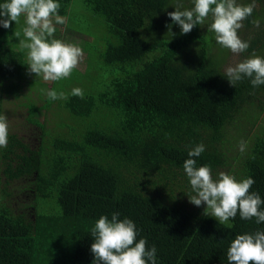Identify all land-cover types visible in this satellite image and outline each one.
Masks as SVG:
<instances>
[{
	"label": "trees",
	"instance_id": "16d2710c",
	"mask_svg": "<svg viewBox=\"0 0 264 264\" xmlns=\"http://www.w3.org/2000/svg\"><path fill=\"white\" fill-rule=\"evenodd\" d=\"M56 2L66 22L52 17L53 37L65 29L83 37L80 67L67 78L47 85L29 71L20 45L24 15L0 25V115L8 101L23 99V118L40 133L36 148L11 132L0 147L6 180H27L31 196L15 212L0 189V264H94L92 229L113 213L135 223L136 242L156 247V264H229L235 237L264 231V222L238 212L219 223L206 204L190 203L195 193L183 164L202 143L197 167L209 165L214 179L220 172L251 177L250 192L264 200V85L247 77L230 84L231 51L208 31L211 14L182 34L168 13L177 3L191 10L194 0H83L81 17L73 0ZM256 3L243 21L242 39L252 37L244 58L264 57V0ZM44 90L67 99L50 100Z\"/></svg>",
	"mask_w": 264,
	"mask_h": 264
},
{
	"label": "clouds",
	"instance_id": "9594fccd",
	"mask_svg": "<svg viewBox=\"0 0 264 264\" xmlns=\"http://www.w3.org/2000/svg\"><path fill=\"white\" fill-rule=\"evenodd\" d=\"M214 6V7H213ZM258 7L256 0L247 5L238 4L237 0H194L191 10L182 9L177 3L175 11L169 12L172 21L181 27L182 34L189 33L196 25L203 24L212 16L208 31L215 33V39L233 54L232 62L224 69V75L232 86L249 78L253 87L264 85V57L253 52L241 59V54L250 47V40H243L238 31L244 27L243 21L252 15ZM60 8L56 0H6L0 4V25L10 28L12 22L19 23V18L26 17V27L23 29L25 40L20 45L28 49V66L31 73L43 77L45 81H59L70 76L73 69L83 56L80 47L64 43L52 38L56 24H64L65 17L58 15ZM252 24L260 27L258 20ZM171 31V25L168 26ZM17 37L20 33H15ZM51 38V39H50ZM50 100L67 99L64 92L44 90ZM73 96L83 97V90L74 88ZM8 123L5 115H0V147L7 146ZM246 142H240V151H246ZM205 151L201 143L188 152L183 168L190 180L195 193L189 197V202L201 206L206 204V210H211V216L219 223H226L235 218L237 213L242 219L256 218L257 223L264 222V204L257 192H250L255 183L251 177L238 181L235 176L220 172L213 178L211 167H197L194 157H199ZM205 215L207 211H205ZM91 235L95 242L91 251L95 256L94 264H156V247H146V239L136 242L137 230L135 223L128 218L119 219V213H113L111 220L101 216L95 223ZM229 264H264V231L255 234L237 235L231 242L227 252Z\"/></svg>",
	"mask_w": 264,
	"mask_h": 264
},
{
	"label": "rangeland",
	"instance_id": "374dc122",
	"mask_svg": "<svg viewBox=\"0 0 264 264\" xmlns=\"http://www.w3.org/2000/svg\"><path fill=\"white\" fill-rule=\"evenodd\" d=\"M73 6L75 7V10L77 14L82 16L84 13L83 10V0H73ZM58 28H64V26H59ZM57 28V32H58ZM60 30V29H59ZM66 30V29H65ZM65 34H57L59 37L57 39L63 41L64 43L68 44H74L78 47L80 45L78 44L80 39L83 37H79L78 34L71 33L68 30H66ZM96 31H99V28H96ZM241 38L244 36V28L239 30L238 34ZM55 38V37H52ZM51 39V38H50ZM56 39V38H55ZM88 39V38H86ZM233 54L230 52L229 57L227 59V63L225 68L232 62ZM83 56L80 58L79 63L77 67H80V63L82 61ZM244 56L241 54V59H243ZM42 77V75H41ZM42 80L45 84L49 85L52 83V81H45L42 77ZM31 95H34L32 92ZM21 102H23V99L21 101H8L6 103L4 113L3 115L7 118L8 123V132L17 134L24 142L28 143L32 148H36L39 144V130L36 127H33L31 125H28L24 120V108L21 105ZM6 177L1 171L0 167V189L5 188L7 192L10 193V196L7 199V204H9L12 209L15 212H21L24 211L27 204H30L31 202V196L27 194L23 189L27 184V180L21 179L13 182L6 183Z\"/></svg>",
	"mask_w": 264,
	"mask_h": 264
}]
</instances>
